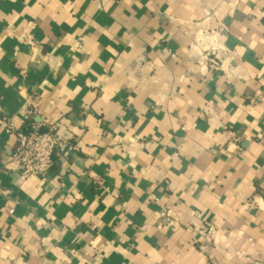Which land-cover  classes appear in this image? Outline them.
Returning <instances> with one entry per match:
<instances>
[{"label": "crops", "instance_id": "obj_1", "mask_svg": "<svg viewBox=\"0 0 264 264\" xmlns=\"http://www.w3.org/2000/svg\"><path fill=\"white\" fill-rule=\"evenodd\" d=\"M263 134L264 0H0V264H264Z\"/></svg>", "mask_w": 264, "mask_h": 264}, {"label": "built area", "instance_id": "obj_2", "mask_svg": "<svg viewBox=\"0 0 264 264\" xmlns=\"http://www.w3.org/2000/svg\"><path fill=\"white\" fill-rule=\"evenodd\" d=\"M26 127L19 128L11 119L6 122V132L15 142L13 159L18 163L24 176H38L46 178L53 166V155L57 149L73 150L75 146L69 138L57 131L56 126L48 125L44 116L35 102L24 112ZM40 116L41 120H34ZM225 133L229 142H240L241 135L226 128ZM264 149V134L258 140ZM96 184L103 185L97 178Z\"/></svg>", "mask_w": 264, "mask_h": 264}]
</instances>
